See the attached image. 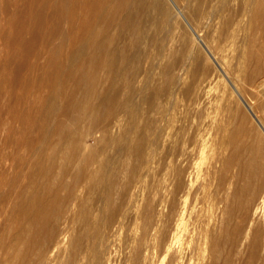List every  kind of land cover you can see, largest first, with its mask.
Listing matches in <instances>:
<instances>
[{
	"label": "bare ground",
	"instance_id": "bare-ground-1",
	"mask_svg": "<svg viewBox=\"0 0 264 264\" xmlns=\"http://www.w3.org/2000/svg\"><path fill=\"white\" fill-rule=\"evenodd\" d=\"M188 2L201 28L222 17L209 38L217 50L241 36L234 68L244 73L237 78L264 95V0ZM169 3L176 7L174 0H0V264L229 263L230 246L219 263L221 243L246 229L225 231L218 194L233 167L232 178L246 182L264 174V123L252 109L260 95L251 106L229 83L260 133L233 124L239 116L231 105L223 119L207 112L224 102V95L217 103L209 93L221 73L193 65L183 83L187 52L174 48ZM159 14L170 24L162 38ZM147 41L158 55L168 50L161 84H151L156 62L146 54ZM179 91L190 111L174 118L169 112ZM227 128L224 155L217 141ZM259 201L257 212L264 213V196ZM250 240L245 246L258 251V237Z\"/></svg>",
	"mask_w": 264,
	"mask_h": 264
},
{
	"label": "rangeland",
	"instance_id": "rangeland-1",
	"mask_svg": "<svg viewBox=\"0 0 264 264\" xmlns=\"http://www.w3.org/2000/svg\"><path fill=\"white\" fill-rule=\"evenodd\" d=\"M182 0H174V2H175V4H176V7L172 4V3H169V5H170V8H171V12H172V15H173V19L171 20V23H172V25H174L176 28H175V32H176V34H177V36L176 37H174V48H175V50L177 51V50H179L181 47H183L184 48V51L185 52H187V67H186V69H185V71H184V73H183V79H185V81L183 82L185 85H187V79H188V74H189V70H190V68H192V66L193 65H197V66H199V67H202V68H205L208 72H214V71H216V72H218V73H221V76L220 77H217V78H220V79H216L215 81H213L211 84H212V86L209 88V93H210V91H211V93L210 94H212L211 96H213L214 98H217V100H219L220 98H218L219 96L221 97V96H223V97H221V98H223L221 101L223 102H221L220 100L219 101H217V103L219 102V103H222V105L221 104H218V106L221 108L222 107V109H220V108H218L217 107V104L215 103V105H216V107H215V105H213V107H211V108H209V110L207 111L208 113L209 112H211V113H220V116H221V118L223 119V118H225V115H227V116H231V114L229 115V111H230V113H235V115L237 116H239V117H234L233 119L234 120H232L234 123L233 124H235V123H237V122H239V121H241V122H243L246 126H249V127H252L253 129H252V131L253 132H257V133H260V131H259V129L257 128V125H256V123L254 122V120H252V118H251V116L249 115V113L246 111V109H245V107H244V105L242 104V102L240 101V99L238 98V96L236 95V93L234 92V90L232 89V84L237 88V90L238 89H240V90H238V92L241 94V96L247 101V102H249L250 104H251V106L254 104V103H256L255 105H256V107H254L255 105H253L252 106V109H254L255 110V113L257 114V116L261 119V121L264 123V113H260V112H263L262 111V109H264V99H262L261 100V97H262V95H263V93H262V95L258 92H256V91H254V87L253 86H251V85H249V84H246L245 85V83H243L242 82V79H238L239 77L241 78V76H243L241 73H244L243 71H235V68H236V65H237V60L240 58L239 56H240V54H241V51H243V46L241 45V43H240V41L241 40H239V39H242L241 38V36L239 35H235L236 37H234L233 36V38H232V36L231 37H229L227 40H226V43H224L223 44V51H225V50H227V51H225L224 52V54H229V55H227V57H225L226 55H224L223 54V51H222V48L221 47H219L218 48V50L215 48V42L214 41H212L213 42V44L211 45V40L209 39V38H211V36H210V34H212L214 31V33L212 34V35H217L216 33H219L218 31H220V29H221V23H222V17H220V16H217L214 20H212L211 22H209V25H208V27L207 28H201L200 27V25L195 21V20H193L192 19V17H191V13H190V11H191V7H192V4L191 3H189L188 2V0H187V2L185 1V0H183L182 2H181ZM177 2V3H176ZM187 4V5H186ZM172 6V7H171ZM177 6H178V8L182 11V14L181 13H178V8H177ZM236 6V5H235ZM187 7V8H186ZM175 15V16H174ZM159 25H158V30H157V35H158V37H163L166 33H167V30H168V27H170V24L169 25H167V26H165V23L162 21V19H161V16H160V14H159ZM162 22V23H161ZM170 22V21H169ZM191 26H190V25ZM197 25H199V27L201 28V30H200V28H198V26ZM196 27H197V29H196ZM192 29H194L197 33H195V31H192ZM203 29V30H202ZM207 29V30H206ZM219 29V30H218ZM180 30V31H179ZM207 32H206V31ZM218 30V31H217ZM209 32H211V33H209ZM196 34H199V36L198 35H196ZM238 36V37H237ZM198 37V38H197ZM240 37V38H239ZM201 40H200V39ZM231 38V39H230ZM237 38H239V39H237ZM205 40H209L208 42L210 43V44H208L207 43V41H205ZM238 43V44H237ZM240 43V44H239ZM151 44V45H150ZM203 44H205V45H203ZM145 46H144V49H145V51H146V54L148 55V57H152V56H155V62H156V64L154 65V67L151 69V77H152V79H151V84H154V85H156V84H161L162 83V81H163V79H162V77H161V71H160V63H162V61H163V58H162V56L164 55H166L167 54V52H168V50H164V51H162L161 52V54H157L158 52H157V50H156V47H155V45H154V43H153V41H147L146 42V44H144ZM213 46L212 48H211V46ZM207 46V47H206ZM225 46V47H224ZM228 46V47H227ZM210 47V48H209ZM239 48L240 47V49H235V48ZM242 47V48H241ZM194 48V49H193ZM207 49H209L210 50V52L211 53H213L214 55H215V58L218 60V62H220L221 64H223V69H225L228 73H226L227 75H224V74H222V72L216 67V64H215V62L212 60V58L207 54ZM212 49V50H211ZM214 49H215V51H214ZM221 49V51H219ZM225 49V50H224ZM235 49V50H234ZM217 50V51H216ZM167 51V52H166ZM193 51V52H192ZM234 51V52H233ZM237 53H236V52ZM240 51V52H239ZM231 52V53H230ZM239 52V53H238ZM164 53V54H163ZM218 53H219V55H218ZM222 53V54H221ZM235 55H234V54ZM188 54H190L189 56H188ZM233 54V55H232ZM218 55V56H217ZM239 55V56H238ZM160 56H161V60H160ZM163 56V57H164ZM222 56H224V58L222 57ZM232 56V57H231ZM233 56H234V58H233ZM264 54L262 53L261 54V59L263 60L264 59ZM222 57V58H221ZM190 58V59H189ZM207 58V59H206ZM211 58V59H210ZM220 58V59H219ZM230 58H232V60L233 59H235L233 62H231V59ZM226 60V62H225V60ZM228 59H230V60H228ZM224 60V61H223ZM240 60H241V58H240ZM158 61H159V63H158ZM222 61L224 62V63H222ZM264 61V60H263ZM205 62V63H204ZM207 62V63H206ZM228 62H229V64H228ZM157 63H158V66H157ZM227 63V64H226ZM233 63V64H232ZM213 65V66H211V65ZM231 64V65H230ZM205 65V66H204ZM210 65V66H209ZM227 65V66H226ZM228 65H230V66H228ZM232 67V68H231ZM235 67V68H234ZM156 68H157V70H156ZM228 68H229V70H230V68L231 69H233V71H229L228 70ZM218 69V70H217ZM237 72L236 74H235V72ZM152 73L153 74H155L156 76H154V75H152ZM188 73V74H187ZM224 73V72H223ZM229 73H231V74H229ZM240 75V76H239ZM224 77V78H223ZM235 77H236V79H235ZM238 77V78H237ZM160 78H161V80H160ZM238 79V80H237ZM230 80H231V82H230ZM236 80V82L237 83H233L234 81ZM224 82H225V84H224ZM229 83H232L231 85L229 84ZM241 85V86H238V85ZM242 84H244L243 86H242ZM185 85H183V86H185ZM247 85H249V87L251 88V91H250V88L247 86ZM219 86V87H218ZM234 86H233V88H234ZM183 87L181 86V89H182ZM242 88H244V89H242ZM252 88H253V90H252ZM246 89H248V91H246ZM228 91H230L229 93H228ZM234 93V94H232V92ZM243 92V95H242V92ZM245 91H246V93L247 94H245ZM213 92V93H212ZM217 92V93H216ZM221 92V93H220ZM258 95H260V96H258L259 97V99H260V101L258 102V101H256L255 99H257L258 97H257V94ZM216 93V94H215ZM233 95V98H231L230 96H232ZM230 95V96H229ZM255 95V96H254ZM229 96V97H228ZM177 98H175V106H174V108L173 109H171L170 110V112L169 113H173V114H175L176 115V117H175V115H171L172 117H174V118H178V116H183L185 113L187 114V111H190L189 109H188V101H186V100H184V99H182V95H181V93H180V91L178 92V94H177V96H176ZM236 97V98H235ZM254 99H253V98ZM263 97H264V95H263ZM228 98V99H227ZM230 98V99H229ZM252 98V99H251ZM232 99V100H231ZM235 99V100H234ZM226 100H228V101H226ZM237 100V101H236ZM252 101V102H251ZM256 101V102H255ZM228 102V103H227ZM239 102V103H238ZM224 103H225V105H224ZM226 103H227V105H226ZM234 103V104H233ZM240 105H238V104ZM260 105H259V104ZM238 106H237V105ZM231 105V106H230ZM257 105H259V106H257ZM183 106V107H182ZM228 106H230V108H232L231 110H230V108L228 107ZM237 106V107H236ZM260 106H262V107H260ZM218 108V109H220L219 111L218 110H215V108ZM227 107H228V109H229V111H226V110H228L227 109ZM257 107H259V108H257ZM226 108V109H225ZM236 110H235V109ZM237 108H239V109H237ZM259 110H257V109ZM181 109V110H180ZM214 109V110H213ZM174 110V111H173ZM211 110V111H210ZM226 112L225 113V115H224V111ZM238 111V112H237ZM119 113H123V112H119ZM182 113V114H181ZM191 113V112H190ZM223 113V114H222ZM237 113V114H236ZM260 113V114H259ZM242 114V115H241ZM224 116V117H223ZM226 116V117H227ZM249 116V117H248ZM122 117V116H121ZM171 117V118H172ZM244 117V118H243ZM246 117V118H245ZM237 119H239V120H237ZM246 119V120H245ZM172 120V119H171ZM235 121H237V122H235ZM222 122H224V121H222ZM245 122H247V123H245ZM251 122V123H250ZM172 123V125H170L171 126V129H170V132H173L174 131V129L176 128V126H177V122H175V120H174V122L172 121L171 122ZM170 123V124H171ZM174 123H176L175 125H174ZM223 124V123H222ZM249 124H251V125H249ZM254 126V127H253ZM175 127V128H174ZM226 131H229L228 130V128L226 129V130H222V134H221V136L223 137V139H222V137L220 138V140L218 139V146L221 148H219L221 151H222V153L224 154V155H226V154H228V150H227V148H226V146H224V143L226 144L227 143V137H228V134L229 133H227ZM226 132V133H225ZM118 133V132H117ZM119 134V133H118ZM253 134V133H252ZM227 136V137H226ZM264 135H262V137H263ZM226 138V139H225ZM264 138V137H263ZM87 143H91V141L90 140H87ZM223 143V144H222ZM225 150H224V149ZM224 151H225V153H224ZM226 151H227V153H226ZM206 157L208 158H210V154L209 155H206ZM205 159V155L203 156V158L200 160V162L204 159V161H202V163L201 164H203V165H201L200 164V166H202L201 168H203L204 170H205V168L207 167V160H209V159ZM207 162V163H206ZM204 164H205V166H204ZM233 169L235 170V173H236V169L233 167ZM233 169H231V171H228L227 172V175H226V178H225V180H224V186L222 185V187H221V189H220V193L218 194L219 196V200H220V203H219V208H218V212H217V214H221V212H223L224 210H226L225 212H223L220 216H219V218L220 217H222V221H224L225 223H224V226L226 227V232H232V231H239L241 228H242V225L244 224V226H243V228H242V230H241V232L244 230V227H245V229H246V232L244 233V231H243V233L244 234H242V233H237V232H233V242L231 243V244H222L221 243V247H220V249H223V251L221 252L220 251V257H219V263H222L223 262V260H224V256H225V254H227V252H228V250L230 249V251L228 252L230 255H228V261H229V263L228 264H264V249H263V247H264V244L262 245V242L264 241H262V239H263V235H264V213H261V212H257V206H259V200H261L262 199V196H264V174L262 173V175H261V173H260V175L259 176H263L262 178L261 177H259V178H256V181H252V182H254V183H251V182H246V181H244V180H238L237 178H235V177H233L232 178V174L234 173L233 171ZM263 171H264V169H263ZM153 173V172H152ZM151 173V174H152ZM234 173V174H235ZM150 173H149V178H153V174L151 175ZM151 176V177H150ZM230 178H232V180H228V179H230ZM258 179H260V180H258ZM262 179V180H261ZM149 180V179H148ZM151 180V179H150ZM238 180V181H237ZM258 180V181H257ZM229 181L232 183L231 184V186H230V188H229V186H228V183H229ZM237 181V182H236ZM228 182V183H227ZM248 184H246V183ZM256 182V183H255ZM236 183V184H235ZM241 183H243V184H241ZM258 183H260L261 185H258ZM234 184L235 185H237V186H234ZM263 184V185H262ZM230 185V184H229ZM233 185V186H232ZM242 185V186H241ZM227 186V187H226ZM244 186H249L248 187V190H247V187L245 188ZM251 186V187H250ZM259 186H263V187H259ZM241 187V188H240ZM252 187H254L253 189H252ZM237 189V190H235V189ZM212 189V188H211ZM226 191H225V190ZM229 189V190H228ZM231 189V190H230ZM246 189V190H245ZM256 189V190H255ZM222 190H224V193L226 192V194L228 195V193H230V195H224V197H223V192H221ZM238 190H240V191H238ZM241 190H245L244 192L242 191V193L240 194V192H241ZM249 190H251L250 192H252L253 190V197H252V194H250V192H249ZM257 190H259L258 192H257ZM228 191V192H227ZM229 191H231V192H229ZM232 191L235 193V197H237V198H235L233 195H232ZM235 191H237L238 193V195L236 194V192ZM247 191V192H246ZM255 192H257V193H255ZM233 193V194H234ZM245 194V196H244V194ZM247 193H249V194H247ZM82 194H85L84 192L82 193ZM237 195V196H236ZM247 195H248V197H247ZM250 195H251V198H250ZM233 196V197H232ZM246 198H249V200H247L246 201V199L244 198V197ZM238 198H240V199H238ZM243 198V201H241V199ZM261 198V199H260ZM245 199V200H244ZM228 200V201H227ZM231 200H233V201H231ZM226 201H227V203L229 204H227L226 203ZM231 201V202H230ZM246 203H245V202ZM240 202H244V204H246V205H244L243 204V206H241L240 207ZM223 203H225L224 205H223ZM235 203V204H234ZM239 205V207H238V205ZM248 204V205H247ZM256 204H258V205H256ZM89 206L91 205L90 203L88 204ZM225 205L227 206V208L225 209L224 207H225ZM221 206V207H220ZM224 206V207H223ZM254 207H256V208H254ZM221 208V209H220ZM223 208V209H222ZM243 208H244V210H243ZM233 209V211L231 212V210ZM222 210V211H221ZM230 210V212H227V211H229ZM248 210V211H247ZM254 210V211H253ZM235 211V212H234ZM239 211V212H238ZM256 211V212H255ZM238 212V213H237ZM242 212V213H241ZM246 212H248L247 213V215H246ZM225 213V214H224ZM227 213V214H226ZM237 213V214H236ZM240 213V214H239ZM233 214V215H232ZM255 216H254V215ZM235 215V216H234ZM231 216V217H230ZM247 218H246V217ZM229 217H230V220H229ZM244 218H245V220H244ZM263 218V219H262ZM262 219V220H261ZM251 220V221H250ZM258 220V221H257ZM261 220V221H260ZM244 221V222H243ZM249 221V222H248ZM228 222V223H227ZM246 222H248V224L246 223ZM255 223V224H254ZM258 223V224H257ZM186 224H187V222H186ZM242 224V225H241ZM257 224V225H256ZM259 225V226H258ZM249 226L250 228H248L247 229V227ZM240 228V229H239ZM123 229V228H122ZM120 229V235L121 234H123V235H121V237L119 236V238H124V236H126V233H125V229ZM252 229V230H251ZM254 229V230H253ZM262 229V230H261ZM260 230V231H259ZM124 231V232H123ZM247 231H250V233H251V235H250V237H249V234L250 233H248ZM254 231V232H253ZM262 231V232H261ZM121 232H123V233H121ZM254 234H253V233ZM125 233V234H124ZM232 234V233H231ZM236 234H237V236H236ZM239 234V235H238ZM254 236H257L258 237V240H259V245L257 246V248L259 249L258 251L257 250H253V251H251L249 248H247L248 247V243L251 241L250 239H252V237H254ZM258 234V235H257ZM239 236H240V238H239ZM244 237L243 239L241 238V237ZM247 237V238H246ZM246 238V239H245ZM234 239H235V241H237V245H235V241H234ZM245 239V240H244ZM249 239V240H248ZM242 240H243V242H244V244H242L243 242H242ZM239 241H241L242 243H240ZM247 241H249L248 243H247ZM264 243V242H263ZM242 244V245H241ZM224 245V246H223ZM238 245L240 246L241 245V247H238ZM247 247H246V246ZM229 246H230V248H229ZM224 247V248H223ZM225 247H226V249H225ZM234 247V248H233ZM240 248V249H239ZM245 248V249H244ZM256 248V249H257ZM262 248V249H261ZM236 249H238V251L236 250ZM244 250V253H243V250ZM226 252H225V251ZM247 250H248V252H247ZM262 250V251H261ZM235 252V254L233 253V252ZM246 251V252H245ZM224 252V253H223ZM249 252H251V255L249 254ZM253 252V253H252ZM223 253V254H222ZM233 253V254H232ZM238 253V254H237ZM245 253H247V254H245ZM260 253H262V254H260ZM232 254V255H231ZM240 254V255H239ZM248 255V256H247ZM262 255V256H261ZM235 256V257H234ZM249 256H251V257H249ZM260 256V257H259ZM251 258H253L252 260H251ZM261 258V259H260ZM237 259V260H236ZM257 259V260H256ZM234 260V261H233ZM236 260V261H235ZM230 261H232V262H230ZM252 261V262H251ZM227 262V261H226ZM234 262V263H233ZM251 262V263H250Z\"/></svg>",
	"mask_w": 264,
	"mask_h": 264
}]
</instances>
